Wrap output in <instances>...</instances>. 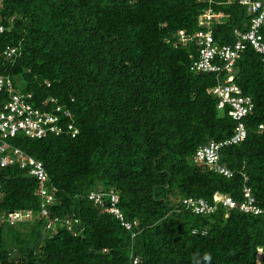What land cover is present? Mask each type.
<instances>
[{
	"label": "trees",
	"instance_id": "16d2710c",
	"mask_svg": "<svg viewBox=\"0 0 264 264\" xmlns=\"http://www.w3.org/2000/svg\"><path fill=\"white\" fill-rule=\"evenodd\" d=\"M240 1L0 0L3 85L37 110H68L62 121L78 129L75 138L64 126L59 136L4 140L42 163L54 200L41 216L28 168L0 167V264H264V213L218 204L202 214L184 204H214L215 194L240 204L249 188L264 208V58L247 47L233 65V83L253 107L239 121L244 140L220 149L225 177L194 157L236 132L239 122L211 93L229 75L191 70L195 42L179 35L208 30L210 8L219 15L208 22L215 43L233 44L260 13ZM258 29L264 40V23ZM111 194L123 219L138 222L130 231L109 212Z\"/></svg>",
	"mask_w": 264,
	"mask_h": 264
},
{
	"label": "built area",
	"instance_id": "2783aa9c",
	"mask_svg": "<svg viewBox=\"0 0 264 264\" xmlns=\"http://www.w3.org/2000/svg\"><path fill=\"white\" fill-rule=\"evenodd\" d=\"M241 4L247 5L251 12L260 11L259 16L251 21V29L240 34L235 31L234 35L237 40L233 44L218 45L214 41L212 30L209 29L208 22L214 16L211 10L202 17V24L208 27L206 31H198L194 36H185L183 31H179L181 40L184 43H189L194 40L196 51L198 52L197 58L191 63V70L203 73H221L226 71L229 75L222 84L211 89V93L217 99V110L223 111L226 106L229 107L228 115L239 122L252 110V99L241 94L239 87L233 83V76H231L235 60L239 53L244 51L247 47H251L256 53L264 58V40L259 33V26L264 23V0L263 2L251 3L249 0H241ZM206 27V28H207ZM4 28L0 23V33ZM15 49L10 48L4 53L7 58L14 55ZM0 92L7 93L8 100H3L0 108V167H5L10 164H19L20 169L28 168V175L34 177L40 184L38 195L40 198V215L47 216V206L54 200V189L47 187L48 176L43 169L41 162H37L31 157L23 155L17 149H9L5 143V139L13 138L18 133H23L27 138L40 139L46 135L59 136L63 132L65 126L66 132L71 138H75L78 134V129L72 122L62 121L63 119L71 118V113L61 107H55L54 112H43L33 108L23 95L14 92L7 82L3 85V78L0 76ZM29 97V96H28ZM53 101V100H51ZM262 129V125L258 126ZM245 130L242 123H238L234 136L228 141L216 142L210 141L207 145L199 147L195 153L194 162L198 164H205L209 167H215L217 173L231 177L229 170L217 165L220 149L229 144H238L245 138ZM9 149V151H8ZM95 203L99 202L100 196L91 193L88 197ZM109 212L120 221L121 226L130 231L132 227H136L138 222L135 220L132 223L126 222L119 209L116 207L118 203V196L115 194L110 195ZM184 204L192 207L195 213L212 214L215 212L217 205H221L226 209H238L244 214L260 215L264 213V208L256 204L254 197L249 188L243 189V201L237 204L231 197L228 196H214V204H209L206 201L193 199H185ZM19 217V216H18ZM25 217H31V212H27ZM57 218L49 220L46 228L50 229L56 227ZM77 223V220H74ZM67 228L71 229L70 221L66 220ZM133 264H138V259H133Z\"/></svg>",
	"mask_w": 264,
	"mask_h": 264
},
{
	"label": "clouds",
	"instance_id": "9594fccd",
	"mask_svg": "<svg viewBox=\"0 0 264 264\" xmlns=\"http://www.w3.org/2000/svg\"><path fill=\"white\" fill-rule=\"evenodd\" d=\"M197 2H201V1H203V0H196ZM208 10H211L210 8L208 9ZM208 10H207V12H208ZM206 12V13H207ZM211 12H212V15L214 16L211 20H213V19H219V15H216V14H213V11L211 10ZM236 41V40H235ZM252 49V48H251ZM255 52V51H254ZM258 54V53H257ZM215 195H218V196H222V195H220V194H215ZM223 207V206H222ZM225 208V207H224ZM226 209V208H225ZM227 210H234V209H227ZM262 259V258H261Z\"/></svg>",
	"mask_w": 264,
	"mask_h": 264
},
{
	"label": "rangeland",
	"instance_id": "374dc122",
	"mask_svg": "<svg viewBox=\"0 0 264 264\" xmlns=\"http://www.w3.org/2000/svg\"><path fill=\"white\" fill-rule=\"evenodd\" d=\"M259 254V253H258ZM259 256V255H258ZM257 261L260 262L261 261V257H257Z\"/></svg>",
	"mask_w": 264,
	"mask_h": 264
}]
</instances>
